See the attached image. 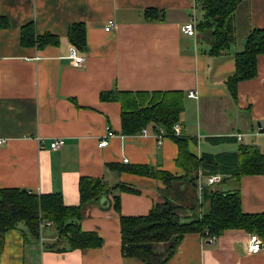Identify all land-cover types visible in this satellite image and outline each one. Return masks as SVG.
<instances>
[{"label": "crops", "instance_id": "0c3cea01", "mask_svg": "<svg viewBox=\"0 0 264 264\" xmlns=\"http://www.w3.org/2000/svg\"><path fill=\"white\" fill-rule=\"evenodd\" d=\"M150 8L159 11L156 19L145 17ZM203 20L195 0H0V138L6 139L0 145V187L60 193L65 205L79 203L80 177L102 178L112 188L106 196L109 205L90 201L79 221L82 230L101 237L100 246L44 249L56 241L54 227L44 228L40 243L39 236L20 224L4 235L0 264H147L123 256L112 195L119 196L122 215H145L169 193L159 179L108 165H148L182 176L184 171L175 164L178 147L168 137L157 146L150 128L145 134H122L120 104L101 100L102 92L181 90L180 133L191 138L193 154L234 152L251 144L264 158V131L259 129L264 123V54L256 57V75L238 82L235 98L225 83L248 31L264 28V0H239L233 17L235 40L219 56L208 52L211 37L204 33ZM108 21L113 26L107 31ZM189 21L195 24L194 35L182 31ZM29 22L35 35L51 33L58 43L22 45L21 30ZM77 22L85 26L86 41V49L78 50L85 56L79 67L68 57L72 44L67 38L69 26ZM189 90H196L198 97H187ZM106 127L113 134L100 147ZM222 136L233 140L210 141ZM57 138L64 144L53 150L50 143ZM210 175L220 176L217 188H239L244 212L264 213V172L238 180L229 174ZM117 184L137 192L121 191ZM203 203L208 208L204 200L197 211H204ZM249 235L227 229L210 241L188 233L161 264H264V247L247 251Z\"/></svg>", "mask_w": 264, "mask_h": 264}, {"label": "trees", "instance_id": "16d2710c", "mask_svg": "<svg viewBox=\"0 0 264 264\" xmlns=\"http://www.w3.org/2000/svg\"><path fill=\"white\" fill-rule=\"evenodd\" d=\"M203 12L201 26L211 28L210 55L219 56L226 52L235 40L234 12L239 0H195ZM156 9L145 10L149 20L158 16ZM69 42L84 51L86 49L85 26L77 22L67 31ZM20 41L22 45H34L42 48L58 43V37L51 33L35 35L34 24L29 22L22 27ZM264 54V28H251L245 38L244 48L234 53L235 70L226 77L225 83L233 98L237 94L239 81L251 79L256 75V57ZM185 93L181 90H111L100 93L104 101H116L120 104L121 133L131 135L142 128L154 132L157 127L165 129V137L171 138L178 147L175 159L177 167L184 171V181L193 185L192 195L187 198L188 205L181 203L180 194L165 196L163 201L155 203L145 215H122L120 200L112 195L113 209L119 214L121 252L125 257H136L147 264H161L173 253L176 245L188 233H200L206 239L220 236L227 229H241L257 234L264 240V213H246L241 208L239 188L223 190L207 186L201 193L202 200L208 201L206 211L200 210L196 197V179L198 171L204 175L229 174L238 180L247 174L264 172L262 152L254 145H241L237 151L221 152L215 155L202 153L199 157L188 147L191 139L183 134H174L172 126L180 121L184 110ZM233 140L230 137H211L214 144ZM120 171L149 176L159 179L166 191L173 189L171 183L175 176L170 172L155 169L148 165L109 164ZM223 179L222 181H225ZM184 183V182H183ZM121 191L136 193L137 190L125 184H117ZM112 188L102 178L80 177L78 181L79 203L65 205L60 193L37 194L25 188L0 187V254L5 233L26 226L32 236H39L40 222H51L57 237L56 241L44 245V249L61 251L65 249L95 248L101 245V237L94 231L81 229L79 221L83 218L84 207L92 200L98 201L111 193ZM181 203V204H179ZM179 208L193 211L191 215H180ZM164 244L161 251L156 248Z\"/></svg>", "mask_w": 264, "mask_h": 264}, {"label": "built area", "instance_id": "2783aa9c", "mask_svg": "<svg viewBox=\"0 0 264 264\" xmlns=\"http://www.w3.org/2000/svg\"><path fill=\"white\" fill-rule=\"evenodd\" d=\"M113 26V22L112 21H108L107 25L105 26V30H109L111 27ZM182 31L185 32L188 35H194L196 32L195 29V24L192 21H189L187 23H185L182 27ZM68 57L70 59H72L73 65L75 67H79L81 66L84 62H85V56L79 54L77 48L73 45H71L70 47V51L68 54ZM33 59H38L37 57H34ZM187 97L189 98H197V91L196 90H189L186 94ZM173 132L174 134L178 135L180 134V124L179 122H176L173 124L172 126ZM259 129H262V131H264V123L262 125L259 126ZM147 132L146 128H142L140 130L141 134H145ZM113 133L110 130L109 127H106V134L105 136L99 141L98 145L100 147L105 146L107 144V138L109 136H111ZM241 134H237L236 138L239 140L240 139ZM25 137H29V136H25ZM154 137L156 139V144L157 146H159L162 143V140L165 138V129L162 126L157 127L156 131L154 132ZM6 143V139L0 138V145H3ZM64 144V140L62 138H57L54 139L51 143H50V148L55 150L60 148L61 146H63ZM124 162H127V159H124ZM200 176L201 174L198 173L197 179H196V185H195V190L197 193V197L199 199V203H201L200 201V197H201V193L203 191V189L207 186H211L214 185L216 182H218L220 180V176L219 175H207L206 178V182L207 185L203 186L200 182ZM51 222L47 221V222H40L39 224V242L41 243L42 241V232L44 231V228L47 226H50ZM208 240L212 241L216 239L215 235H211L207 238ZM264 247V242L263 240L257 235V234H250L249 235V240H248V244H247V251L250 253H256L258 251H260L262 248Z\"/></svg>", "mask_w": 264, "mask_h": 264}, {"label": "rangeland", "instance_id": "374dc122", "mask_svg": "<svg viewBox=\"0 0 264 264\" xmlns=\"http://www.w3.org/2000/svg\"><path fill=\"white\" fill-rule=\"evenodd\" d=\"M202 28H204V33L211 37V34H210L211 28L207 27V26L205 27V26H203V24H202ZM200 182L203 186L207 185L206 178L204 176H200ZM171 187H173V189H171L169 191L170 196L173 198L174 195H176L178 193V194H180V199H178V201L181 200V203H185L188 205L189 203H188L187 198L193 194L192 193V187H194V186L191 185L190 183H188V180L185 179V181H184V176H182V177H175L174 182L171 183ZM213 187H217V186H213ZM170 196H169V198H170ZM196 197H197V193H196ZM200 201H201V197H200ZM181 203H179V204H181ZM198 203H199V199H197V204ZM203 204H204V206L202 208L204 209V211H206L207 205L205 206V203H203ZM99 206H100V204H99ZM178 212L181 214H185L188 212L190 213L191 211L186 209V208H183V210L179 208ZM84 215L85 214H83V217H84Z\"/></svg>", "mask_w": 264, "mask_h": 264}, {"label": "water", "instance_id": "95a60500", "mask_svg": "<svg viewBox=\"0 0 264 264\" xmlns=\"http://www.w3.org/2000/svg\"><path fill=\"white\" fill-rule=\"evenodd\" d=\"M258 125H260V123H258ZM99 204L102 207H107L109 205V202L106 197H102L99 199Z\"/></svg>", "mask_w": 264, "mask_h": 264}]
</instances>
